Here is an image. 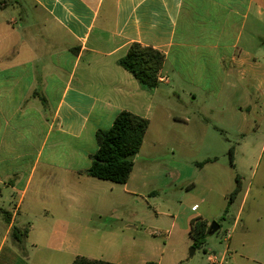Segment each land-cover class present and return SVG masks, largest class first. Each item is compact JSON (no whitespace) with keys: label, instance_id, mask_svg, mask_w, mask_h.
<instances>
[{"label":"crops","instance_id":"0c3cea01","mask_svg":"<svg viewBox=\"0 0 264 264\" xmlns=\"http://www.w3.org/2000/svg\"><path fill=\"white\" fill-rule=\"evenodd\" d=\"M133 43L165 56L152 91L119 64ZM239 87V113L264 121V0H0V209L9 218L0 210V264H73L85 234L97 231L91 225L127 213L132 196L154 194L136 165L167 111L158 96L218 101ZM123 111L150 125L122 185L87 171L97 133ZM169 217L162 225L178 229V241L201 216ZM130 223L110 261L162 264L170 231Z\"/></svg>","mask_w":264,"mask_h":264},{"label":"rangeland","instance_id":"374dc122","mask_svg":"<svg viewBox=\"0 0 264 264\" xmlns=\"http://www.w3.org/2000/svg\"><path fill=\"white\" fill-rule=\"evenodd\" d=\"M241 93L239 87L218 101L182 95L183 103L172 93L158 96L167 111L157 113L136 165V171L147 172L154 194L132 196L127 213L91 225L97 231L85 234V257L117 260L129 222L161 230L169 215L194 210L209 228L216 222L220 229L195 248L188 235L178 234L176 241L178 229L165 226L173 244L162 264H211L208 255L224 259L223 264H264V121L262 113L261 118L246 109L239 113ZM167 184L177 187L160 189ZM148 237L161 246L167 242Z\"/></svg>","mask_w":264,"mask_h":264},{"label":"trees","instance_id":"16d2710c","mask_svg":"<svg viewBox=\"0 0 264 264\" xmlns=\"http://www.w3.org/2000/svg\"><path fill=\"white\" fill-rule=\"evenodd\" d=\"M164 63L163 53L151 47H144L139 43H133L126 56L119 61L120 66L130 72L142 88L149 91L158 86L159 74ZM149 125L150 121L146 118L127 111L119 113L110 129L100 130L97 133L98 150L92 157V164L87 174L100 180L126 184L133 172L134 158L143 146ZM237 192L238 189L234 195ZM0 210L9 220L7 212ZM208 232V224L201 217L191 221L189 238L195 248L203 244ZM13 236L16 240L21 241L16 230H14ZM73 264L117 263L77 256Z\"/></svg>","mask_w":264,"mask_h":264},{"label":"built area","instance_id":"2783aa9c","mask_svg":"<svg viewBox=\"0 0 264 264\" xmlns=\"http://www.w3.org/2000/svg\"><path fill=\"white\" fill-rule=\"evenodd\" d=\"M207 260L211 264H223V262H224V259H219V261H218V259L213 255H208Z\"/></svg>","mask_w":264,"mask_h":264},{"label":"water","instance_id":"95a60500","mask_svg":"<svg viewBox=\"0 0 264 264\" xmlns=\"http://www.w3.org/2000/svg\"><path fill=\"white\" fill-rule=\"evenodd\" d=\"M219 229H220V225H219L218 223L214 222V223L210 226L208 234H209V235H213V234H215Z\"/></svg>","mask_w":264,"mask_h":264}]
</instances>
